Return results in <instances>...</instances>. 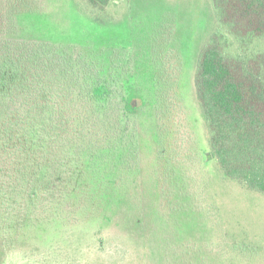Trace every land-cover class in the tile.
Segmentation results:
<instances>
[{"label": "rangeland", "instance_id": "1", "mask_svg": "<svg viewBox=\"0 0 264 264\" xmlns=\"http://www.w3.org/2000/svg\"><path fill=\"white\" fill-rule=\"evenodd\" d=\"M0 23L68 105L45 164L0 160V264H264V194L224 174L195 86L213 0H0Z\"/></svg>", "mask_w": 264, "mask_h": 264}, {"label": "trees", "instance_id": "2", "mask_svg": "<svg viewBox=\"0 0 264 264\" xmlns=\"http://www.w3.org/2000/svg\"><path fill=\"white\" fill-rule=\"evenodd\" d=\"M85 1L100 11L112 0ZM213 2L220 30L199 57L198 100L213 156L226 177L264 194V0ZM1 39L0 160L9 159L12 166L25 155L45 164L47 157L37 156L35 149L64 135L65 94L48 85L51 74L43 67L50 64L48 51L40 64L32 46L25 49Z\"/></svg>", "mask_w": 264, "mask_h": 264}]
</instances>
